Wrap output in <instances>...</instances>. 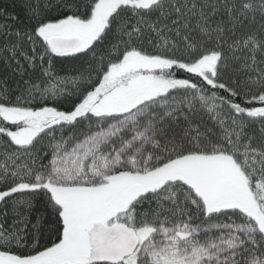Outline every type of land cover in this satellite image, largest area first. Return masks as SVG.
I'll use <instances>...</instances> for the list:
<instances>
[{"label": "snow or ice", "instance_id": "6c2138e0", "mask_svg": "<svg viewBox=\"0 0 264 264\" xmlns=\"http://www.w3.org/2000/svg\"><path fill=\"white\" fill-rule=\"evenodd\" d=\"M0 264H264V0H0Z\"/></svg>", "mask_w": 264, "mask_h": 264}]
</instances>
